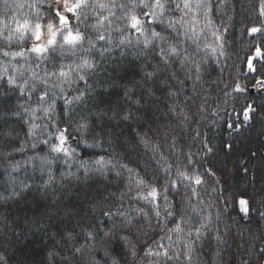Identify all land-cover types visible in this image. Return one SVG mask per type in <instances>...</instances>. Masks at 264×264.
I'll list each match as a JSON object with an SVG mask.
<instances>
[{
	"label": "trees",
	"instance_id": "1",
	"mask_svg": "<svg viewBox=\"0 0 264 264\" xmlns=\"http://www.w3.org/2000/svg\"><path fill=\"white\" fill-rule=\"evenodd\" d=\"M33 2L8 0L10 8L0 0V31L4 36L8 35L4 24L15 27L11 19L14 14L21 21L25 16L35 18L37 9L27 6ZM49 3L50 0H40L41 22L51 16ZM115 3L113 11L121 16L119 5H127L128 0ZM178 3L181 0L169 4L165 25H153L181 49V56H173L168 64L158 55L160 42L145 49L142 43H136L140 34L134 31L131 45L116 47L120 37L116 29L124 28V22L119 20L111 26V33L103 32L111 36V44L96 42L89 52L57 48L46 59L27 52L31 40L6 41L0 36V264H111L112 259L119 264H152L153 258L145 257L146 247L155 249L153 241L166 232L182 247L188 226L183 225L185 231L179 234L168 230L179 222L181 214L185 219L192 217L193 227L198 226L199 220L191 212L186 199L189 193L183 188L169 192L176 218L159 223L154 219L151 227L145 224L140 234L127 229L113 230V221L103 215L121 203L122 210L132 215L136 208L150 212L149 206L136 196L138 190L129 183V173L120 165H128L145 179L155 173L163 183L168 174L160 171V166L166 164L159 155H153L155 146L173 164L171 179H175L176 167L186 163L188 151L199 153L194 156L195 166L204 182L202 185L192 182L198 192V196H192V205L210 213L211 224L208 235L195 244L193 254L198 262L194 264H264L260 256V249H264V92L262 95L249 92L257 81L264 80V61H254L259 71L249 69L253 35L247 31L264 21L259 15L260 0H212V26H206L202 10L189 13L185 20H190L195 30L177 24L180 35L166 28L168 19L178 20L183 15L182 8H175ZM17 4H25L18 13ZM100 11L107 15V10ZM136 12L139 14L140 9ZM94 22L95 18L90 16L81 25V31L93 39L96 32L85 25ZM76 23L74 20L73 24ZM224 28L226 32L222 31ZM216 29L221 30L217 34L222 41L212 35ZM140 40L143 41L142 36ZM256 40L259 41V36ZM87 47L85 41L84 48ZM108 47L112 51L101 55V50ZM22 50L24 56L11 55ZM5 52L9 55L5 56ZM185 52L200 65L198 80L191 64L184 62L181 66ZM82 57L94 63L95 68L73 71L70 78L76 81L79 75H84L86 82L72 83L71 87L65 83L62 92L55 87L59 80L45 77L46 72L59 73L61 68L68 71L69 66L74 69ZM29 68L49 83L44 85L32 78ZM148 72L154 75L149 78ZM9 76L16 77L17 84L8 83ZM24 79H29L30 84L22 93L19 85ZM32 83L36 89L29 97L27 91ZM41 89L55 94L52 121L42 111L35 116L24 111L39 107ZM81 92L85 93L81 101L64 105L65 98L71 99ZM170 92L178 94L172 96ZM61 108L70 115H63ZM245 113L250 118H245ZM124 115H129V119H123ZM82 120L89 123L87 132L79 129ZM53 122L68 129L69 145L75 149V156L50 151V145L58 142L48 135L56 130ZM33 123L40 125L35 136L29 133ZM45 125H49L47 131ZM173 138L176 148L171 146ZM43 140L49 143L46 145ZM82 140L89 144L99 142L100 147L87 148ZM32 144L36 147H31ZM209 148L212 151H207ZM100 156L112 159L121 175L117 177L114 171L97 172L93 162ZM240 198L248 200L247 216L240 213ZM114 219L119 224L120 218ZM110 230L114 234L104 236ZM88 231L96 233L95 240H87ZM68 233L72 234L71 239ZM217 233L223 238L222 243L215 239ZM120 235H129L136 245V261L129 254L130 245ZM177 235L181 239L177 240ZM164 243L167 245L166 239ZM77 248L81 251L77 252ZM160 264L164 262L161 260ZM168 264H184L183 257L180 262Z\"/></svg>",
	"mask_w": 264,
	"mask_h": 264
},
{
	"label": "snow or ice",
	"instance_id": "2",
	"mask_svg": "<svg viewBox=\"0 0 264 264\" xmlns=\"http://www.w3.org/2000/svg\"><path fill=\"white\" fill-rule=\"evenodd\" d=\"M172 0H128V4L125 5L121 3L119 8L122 10L121 16H116L113 9L117 6L115 0H109V2H102V0H50L48 4V10L50 11L51 18L46 22H41V14L38 10V5L40 0H34L32 4L27 5L30 8L37 9L35 18L30 19L28 16H25L22 21L17 19V15L14 14L11 19L15 24V27H9L7 24H4V27L8 29V35L4 36L3 32L0 31V36L6 41H12L13 39L17 41L31 40V45L27 49V52L34 53L38 58L46 59L49 54L59 49H76L80 48L84 52H89L92 48L96 46V42L104 41L108 44H111V36H105L104 31L111 33V26L115 23L116 20L124 22V28H117L116 31L120 32L119 42L116 47L121 45H131V35L132 31L139 33L143 37V41L140 40V36L136 37V43H142L145 49H148L154 45L155 42H160L158 45V55L161 60L168 64L171 61L173 56H181V49L178 45L170 42L169 38L165 35H162L160 31H156L153 27L154 24L165 25V15L168 11V6ZM3 3L7 7H12L8 3V0H3ZM25 4H17L15 6V12L18 13L20 9L24 8ZM176 9H183V15L178 19H168L166 28L172 29L177 35H180L177 30V24L181 26L187 25L188 28L195 30V26L191 23L190 20H185V17L189 16V13H199L203 11L204 19L206 21V26L211 27L213 21L210 16L213 10L212 0H181V3L175 4ZM127 9V10H125ZM140 9V13L137 14L136 10ZM100 10H107V15H103ZM68 14H72L71 16ZM259 15L264 17V0H260L259 5ZM92 16L95 18L94 23L85 25L88 28H91L96 32L95 39L91 35L86 34V32L81 31V25L85 24V21L89 20V17ZM115 18V20L113 19ZM192 19H196V16L193 15ZM75 20L77 23L73 24L72 21ZM198 22V21H197ZM203 31V29H201ZM220 29L212 31V35L218 41H222V36L217 33L220 32ZM223 32L227 31V28L222 30ZM250 35H253L252 45L250 51L253 53L252 61L260 60L264 61V21H261L259 26H251L247 29ZM127 32V34H125ZM187 28L185 29V33ZM259 36V41L256 40V37ZM87 41L88 47L84 48V43ZM166 45V46H165ZM222 47V43L220 45ZM206 47H211V45H206ZM112 51L111 47L104 48L101 50V55L104 52ZM212 51L215 52L216 49L212 48ZM5 56L9 53L5 52ZM13 56H24L25 51H18L12 53ZM184 62L191 64L196 70V79H199V70L200 65L196 63L195 60L191 59L188 54L185 52L183 54V61L181 66H184ZM249 68L252 71H259L254 67L253 63L248 64ZM95 64L92 63L87 58H81V62L75 66L73 69L69 66L68 71H64L63 68L57 72L45 73V77L52 76L60 81L59 84H56L55 87H60L63 92V84H67L71 87L72 83H78L79 81H85L86 78L84 75H79L78 80L72 81L70 78L71 72L79 73L84 69H94ZM264 68V64H262ZM28 71H31L29 68ZM23 75V73H21ZM146 75L151 78L154 73L148 72ZM32 78L40 80L42 84L47 85L49 83L48 79L45 77H40L35 71H31ZM8 83L17 84V79L14 76L8 77ZM182 83V82H181ZM30 81L29 79H24L23 82L19 85V90L24 93L26 89H29ZM36 89V84H31V90L27 91V95L31 97L32 90ZM172 96H176L177 92H170ZM85 93L81 92L79 95L73 96L71 99H64V105H72L74 102H79L83 99ZM39 107L28 109L25 108V112H31L33 116L37 111H42L44 116L52 121V115L56 111V97L52 93L50 95L47 89H41L38 94ZM47 106L45 107V103ZM138 103V101H137ZM251 111V109H249ZM61 112L65 116H69V112L61 108ZM183 115V113H181ZM246 118H250L246 114ZM123 119H129V115H124ZM184 119H188L187 116H184ZM55 127V132H48L50 137H55L58 141L50 145V151L54 153H61L65 157H73L76 155L75 149L71 148L69 145L70 135L67 128H62L58 123L53 122ZM49 125H45L44 129L47 131ZM40 128V125L33 123L29 129V133L32 136L36 135L35 130ZM79 129L87 132L89 129V123L86 120H82L79 124ZM197 136L200 135L199 132L196 133ZM85 147L93 148L100 147V143L89 144L87 140L81 141ZM42 143L48 144V140H43ZM147 145V141H144ZM171 146L173 148L177 147L176 139H172ZM31 147L35 148L36 144H32ZM230 147V146H229ZM207 151H212V149H207ZM199 153H193L188 151L185 154L186 163H183L180 166H177L174 172L175 179L170 177L173 175L172 169L173 164L168 162L167 157L160 152L159 146H155L153 149V155H159L161 160L165 161L166 166L161 165L160 171L168 174L164 177V182L160 183V177L157 174H153L150 179H145L141 177L134 169L129 168L128 165H120V167L129 173L128 181L130 184H135L136 196L139 200L145 202L149 206L150 212L146 211L144 208H136L135 215L130 214L127 210L123 209V204L121 203L115 210L108 209L103 212V215L108 217L113 221L112 229H127L132 230L137 234L142 232V229L145 224L151 227L153 220L155 219L157 223L161 220L167 222L169 217L176 218V213L173 211V203L169 199V192L172 190L179 191L183 188L187 193L186 197L187 202L191 208V212L196 213L199 217L198 226L193 227L192 217L189 216L185 219L184 215L179 216V222L174 224V227L168 231L171 233H183V225L188 226V230L185 233L187 239L183 241V246L176 244V241L173 240V236L169 235L167 232L165 236L160 237L158 240H154L155 249L150 245L146 247L145 257H152V264H160L162 260L164 264H168L169 261L180 262L181 257H183L184 264H194L198 262V257L194 256L195 244L202 237L208 235V228L211 224V214L205 212L203 208L192 205V196H198L197 189L193 187L192 182L194 181L195 185H202L203 179L201 175L198 174L196 169V161L194 159L195 155ZM43 162V158H40ZM51 163V161H48ZM96 165V171L101 174L106 173L107 171H114L115 175L119 177L121 172L116 170L117 165L113 162L112 159H105V157L100 156L93 162ZM156 163L159 165L160 160H157ZM82 163V167H83ZM85 171H88L85 168ZM208 171H211L208 169ZM135 177V179H133ZM48 183H51V179ZM25 187H28L25 185ZM131 191V189H129ZM13 195H19L18 192H13ZM120 199H123V194ZM241 203H246V201H241ZM120 218L119 224L116 223L114 218ZM143 218L142 220L140 218ZM105 231L104 236L108 237L114 234V231ZM144 236H147L146 232L142 233ZM69 239L72 238V234L68 233ZM87 240H95L96 233L92 231L86 232ZM119 238L124 240L130 245L129 254L136 261L137 258V247L135 244H132L131 237L129 235H120ZM165 239L167 240V245L164 243ZM181 239L177 235V240ZM217 242L222 243L223 238L217 233L215 236ZM77 252H80L81 249L77 248ZM108 252L105 251V256H108ZM220 253L217 252V256ZM260 256L264 258V249H260ZM158 258V259H157ZM98 264V262H97ZM111 264H119V261L112 259ZM247 264V262H245Z\"/></svg>",
	"mask_w": 264,
	"mask_h": 264
},
{
	"label": "water",
	"instance_id": "3",
	"mask_svg": "<svg viewBox=\"0 0 264 264\" xmlns=\"http://www.w3.org/2000/svg\"><path fill=\"white\" fill-rule=\"evenodd\" d=\"M254 63V61H252V58L250 59L249 63ZM250 69V68H249ZM251 70V69H250ZM252 71V70H251ZM253 72V71H252ZM249 92L251 95H262L264 92V80H259L255 83V85L253 87H251L249 89ZM246 114L248 116V113H245V118H246Z\"/></svg>",
	"mask_w": 264,
	"mask_h": 264
},
{
	"label": "rangeland",
	"instance_id": "4",
	"mask_svg": "<svg viewBox=\"0 0 264 264\" xmlns=\"http://www.w3.org/2000/svg\"><path fill=\"white\" fill-rule=\"evenodd\" d=\"M68 15H72V14H68ZM50 17H48L44 22H46L48 19H50ZM72 23H74V20L72 21ZM241 201H246V203H241ZM238 206H239V210L240 213L244 216H247L249 213V204H248V200L246 198H240L238 201Z\"/></svg>",
	"mask_w": 264,
	"mask_h": 264
}]
</instances>
